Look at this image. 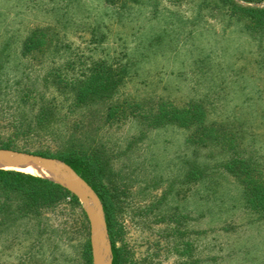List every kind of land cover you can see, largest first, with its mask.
Here are the masks:
<instances>
[{
	"label": "rangeland",
	"instance_id": "374dc122",
	"mask_svg": "<svg viewBox=\"0 0 264 264\" xmlns=\"http://www.w3.org/2000/svg\"><path fill=\"white\" fill-rule=\"evenodd\" d=\"M234 1L264 8V0ZM231 6L0 0V134L12 133V120H32L36 90L56 112L46 130L14 141L26 148L6 149L59 159L51 154L75 135L101 152L106 168L98 190L118 264H264V30H251L258 24ZM109 64L127 67L114 94L72 108L77 79L94 65L109 74ZM51 71L58 83L46 81ZM190 101L205 104L207 119L223 123L225 133L149 127L165 103ZM111 106L117 111L105 122ZM235 131L238 149L228 137ZM211 136L225 148L200 146ZM193 164L199 178L189 176ZM79 204L55 207L39 224L35 218L0 230V264H93L90 223Z\"/></svg>",
	"mask_w": 264,
	"mask_h": 264
},
{
	"label": "trees",
	"instance_id": "16d2710c",
	"mask_svg": "<svg viewBox=\"0 0 264 264\" xmlns=\"http://www.w3.org/2000/svg\"><path fill=\"white\" fill-rule=\"evenodd\" d=\"M226 1L229 2V4H233V7L231 6L232 10L238 7L244 12L245 17H248V20L252 21V24H258L250 26L251 30H255L258 27L260 30H264V8L242 6L236 4L234 0ZM35 34L36 30L31 31L23 42L21 48L23 54L30 51L32 40H34V37L36 38ZM126 66H128V63ZM126 66L121 65L119 71H114L116 69H114L111 64L106 65L109 74L106 70H96L95 65L90 68L81 79H77V82L74 83L69 90L72 96V108L89 107L92 106L96 100L98 101L102 98L111 97L118 83L121 82L122 76L127 73ZM50 76L52 77V82L54 80L56 83L59 82L56 75L53 74V71L45 76L46 81ZM59 86L57 84V90H59ZM34 94L35 96H32L35 97V101L32 102V105H36V107L32 120L28 119L27 121L26 119H18L15 123L12 120V124H10L15 128L12 133L6 135L5 138L0 134V147L18 148L14 145L15 140L18 138H30L35 134L38 135L40 131L46 130L51 123L56 122L54 121L56 114L55 105H51V102L45 101L46 99H44L43 92L41 93L36 90ZM113 109L114 107H109L105 122H112L111 119L114 114ZM207 110L208 107L202 102L197 103L190 101V103L188 102L183 106H177L171 102L169 104L165 103L159 113L149 117V119H151L148 121V124L150 125L149 127H160L166 126V124H172L185 130H192L195 133L199 131L200 137H207V135L212 134L213 131H215L218 136L223 132L225 133L226 129L218 126L223 125V123H219L215 127L213 123L207 119ZM235 132L236 133H232L230 136L228 135L232 144V149H238L241 142L240 140H242L240 132ZM211 137H209L207 141L205 139L204 143L200 146L205 147L207 145V147L214 146L216 148H225L222 141H218L214 136ZM209 139L211 141L208 143ZM60 144L59 151L51 154V156L57 157L70 165L75 172L91 186L102 202L107 221V201L99 192L97 183L98 178L102 177L106 168L100 159L101 152L98 151V149L94 150L96 149L95 146L75 135H68ZM200 146L197 148L200 149ZM24 148H26L25 145L18 149ZM33 153L49 156L48 152L45 151H33ZM235 162L237 161L234 159L230 160L227 168L231 169V164H235ZM243 162L245 164L247 163L245 161ZM198 167L199 166H196V164H193L189 176L194 173V178H199L198 174L200 170ZM253 190L254 188L251 189V194H254ZM62 204H70L77 207L80 205L77 197L73 193L49 179L22 171L0 168V230L24 221L34 220L35 218L39 224L45 218L47 212ZM112 254V264H118V254L113 245ZM90 257L89 253L88 260H90Z\"/></svg>",
	"mask_w": 264,
	"mask_h": 264
},
{
	"label": "water",
	"instance_id": "95a60500",
	"mask_svg": "<svg viewBox=\"0 0 264 264\" xmlns=\"http://www.w3.org/2000/svg\"><path fill=\"white\" fill-rule=\"evenodd\" d=\"M0 161H7L12 165H24L37 161L46 170L60 177V180H49L73 193L89 220L92 263L112 264L111 245L101 201L91 186L70 165L56 158L6 148H0Z\"/></svg>",
	"mask_w": 264,
	"mask_h": 264
},
{
	"label": "bare ground",
	"instance_id": "6f19581e",
	"mask_svg": "<svg viewBox=\"0 0 264 264\" xmlns=\"http://www.w3.org/2000/svg\"><path fill=\"white\" fill-rule=\"evenodd\" d=\"M0 168L2 169H13L17 171H22L46 179L60 180L56 174L51 171L46 170L39 162L31 161L24 165H12L7 161H0Z\"/></svg>",
	"mask_w": 264,
	"mask_h": 264
}]
</instances>
